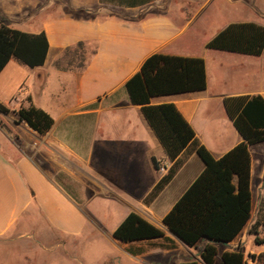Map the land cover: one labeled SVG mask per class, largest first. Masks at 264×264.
<instances>
[{
	"label": "crops",
	"instance_id": "crops-1",
	"mask_svg": "<svg viewBox=\"0 0 264 264\" xmlns=\"http://www.w3.org/2000/svg\"><path fill=\"white\" fill-rule=\"evenodd\" d=\"M237 3L149 0L142 6L125 7L104 0H0V15L11 22L10 28L33 35L44 32L49 42L45 64L30 68V86L17 89L8 103L0 101L11 110L8 115L0 113L10 131L0 126V239L15 231L30 230L37 220L63 236L86 237L97 221L102 223V233L110 243L105 244L103 262L97 264H161L150 258L175 257L176 252L185 261L175 257L168 264L198 261L202 246L191 248L177 240L163 219L204 165L192 151L183 152L174 179L151 197L174 162L167 158L141 107L130 104L125 84L154 54L202 58L206 90L153 98L151 104H174L215 159L243 143L227 115L220 124L206 118L205 107L216 97L222 103L224 98L236 96L264 99V52L254 57L213 51L218 54L212 55H230H226L229 61L219 71L225 75L229 69L232 74L222 78L246 88L228 96L216 95L211 89L210 67L204 56L186 55L192 45V30L197 26L194 24L205 19L207 9L215 5L223 12L237 8ZM65 8L78 14L67 13ZM79 12L94 16L81 17ZM254 20L241 23L264 26L263 19ZM14 60L0 73V83ZM31 105L54 119V126L45 136L17 122L14 111ZM249 153L252 217L241 234L220 249L241 248L247 264H257L248 256L264 253V245H256L249 230L261 224L260 231H264V142L250 145ZM142 156L153 167V175L147 180L135 175ZM153 158L166 166L164 172L155 169ZM115 172L118 185L110 176ZM111 208L123 214L114 226L105 219V211L111 214ZM130 213L161 229L176 241L177 248L162 250L148 247V242L123 244L115 240V230ZM129 248L145 252L135 256ZM113 249L116 253L111 254Z\"/></svg>",
	"mask_w": 264,
	"mask_h": 264
},
{
	"label": "trees",
	"instance_id": "trees-1",
	"mask_svg": "<svg viewBox=\"0 0 264 264\" xmlns=\"http://www.w3.org/2000/svg\"><path fill=\"white\" fill-rule=\"evenodd\" d=\"M125 7H137L149 0H104ZM11 22L0 15V73L11 59L35 69L42 67L49 52L44 32L33 35L10 28ZM80 43L78 46L81 47ZM206 48L239 55L259 57L264 52V26L255 23L229 24L215 35ZM207 88L206 66L202 58L154 54L125 84L130 104L141 107L142 114L162 145L167 158L174 162L168 174L153 190L151 197L161 192L181 167L180 156L192 151L204 165L200 175L164 217V225L185 245L202 246L199 260L181 264H247L241 250L220 249L223 243L233 242L252 217L250 187L251 157L249 146L264 142V99L261 96H236L223 99L227 117L243 137L220 159H215L200 144L192 126L174 104L152 105L157 97L201 92ZM31 101V100H30ZM0 113L11 110L0 103ZM17 122L26 124L40 136L54 126V119L46 111L31 105L14 111ZM0 126L10 133L0 119ZM157 171L160 164L152 159ZM255 224L249 234L258 246L264 245V231ZM113 238L120 243L148 242V247L175 250L177 243L141 216L130 213L118 226ZM154 241V242H153ZM140 255L145 249L128 250ZM257 264H264V253L249 255Z\"/></svg>",
	"mask_w": 264,
	"mask_h": 264
},
{
	"label": "rangeland",
	"instance_id": "rangeland-1",
	"mask_svg": "<svg viewBox=\"0 0 264 264\" xmlns=\"http://www.w3.org/2000/svg\"><path fill=\"white\" fill-rule=\"evenodd\" d=\"M237 4V8L227 9L223 12H220L215 5L208 8L205 19L198 24H194V26H197L196 29L192 30L194 32V36L190 38L192 45L188 48L189 54L186 52V55L205 57L210 67L211 89L216 95L228 96L232 93L245 91L246 88L241 85L231 84V82L222 78L227 74H232L229 69L226 70L225 75L223 70L222 72L219 71L221 65L224 67L229 61V57H226L227 54L221 56L212 55L218 53L206 50L205 44L231 23H241L251 21V19H263L264 22V0H238ZM64 10L67 13L72 12L73 15L78 14L76 13L77 11L69 8ZM254 13L259 14L260 18H257ZM79 15L86 18L94 16L83 12H79ZM79 62L80 59L75 63L78 64ZM32 75L30 68L14 60V63L9 66L0 83V101L6 104L17 89L25 90L29 87ZM205 108L207 119L220 124L224 123L226 114L223 103L219 98L216 97L207 103ZM138 162L136 177L139 176L143 180L151 178L153 167L148 158L142 156ZM102 171L105 175V170ZM110 176L112 181L118 185L117 179L119 177L116 172L114 174L110 173ZM106 213L105 211V215H107L105 219L109 226H114L118 223V219H121V215H123L120 210L116 211V208H111V214ZM101 226L102 223L96 221L94 230L90 235L73 238L63 236L43 221L37 220V223L35 222L30 226V230L23 233L15 231L0 239V264H97L103 262L106 251L105 244L110 245V243L105 240ZM19 235L24 236L19 237ZM112 253H116L114 249ZM175 254L177 260L185 261L181 254H177V252ZM175 257L170 256V259L152 257L150 259L154 262L159 261L161 264H168L169 260L175 259ZM104 264L116 263L108 261Z\"/></svg>",
	"mask_w": 264,
	"mask_h": 264
},
{
	"label": "water",
	"instance_id": "water-1",
	"mask_svg": "<svg viewBox=\"0 0 264 264\" xmlns=\"http://www.w3.org/2000/svg\"><path fill=\"white\" fill-rule=\"evenodd\" d=\"M169 230V229H168ZM169 233L174 236L177 240H179L180 242H182L174 233H172L170 230H169ZM183 243V242H182ZM184 244V243H183ZM224 246H227L226 243H223Z\"/></svg>",
	"mask_w": 264,
	"mask_h": 264
},
{
	"label": "built area",
	"instance_id": "built-area-1",
	"mask_svg": "<svg viewBox=\"0 0 264 264\" xmlns=\"http://www.w3.org/2000/svg\"><path fill=\"white\" fill-rule=\"evenodd\" d=\"M166 170V166L164 164L160 165V171L164 172Z\"/></svg>",
	"mask_w": 264,
	"mask_h": 264
}]
</instances>
